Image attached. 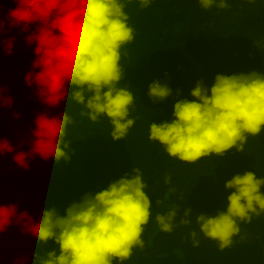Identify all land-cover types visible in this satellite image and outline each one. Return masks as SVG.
<instances>
[{
    "label": "clouds",
    "instance_id": "9594fccd",
    "mask_svg": "<svg viewBox=\"0 0 264 264\" xmlns=\"http://www.w3.org/2000/svg\"><path fill=\"white\" fill-rule=\"evenodd\" d=\"M11 2L16 6L5 8L0 0V40L8 37L14 42L15 36L9 33L12 28H19L25 33V43L35 45L25 83L30 88L35 86L38 100L48 108H56L68 99V105L80 106L79 115L90 124L106 118L113 141L126 139L140 119L132 115L136 112L137 97L131 84H122L128 46L136 39V29L126 9L136 5L138 11H144L155 0ZM195 2L204 11H223L234 0ZM244 2L251 4L257 0ZM253 43L264 50V41ZM169 80L165 72L163 80L153 79L148 84L146 93L152 104L173 99L171 116L148 126V141L158 144L169 159L195 164L211 156L222 158L232 149L244 153L249 137H258L264 131V72L217 73L210 85L201 77L188 97L182 88L173 89ZM34 124L28 152H17L0 133V155L15 153L13 162L18 169L25 170L30 167V157L45 161L53 158L57 163L61 159L67 161L65 138L69 126L74 125L69 107L59 116L37 113ZM163 182L172 184L171 172L164 174ZM148 187L143 171L133 166L101 190L87 192L78 202L70 203L65 215L55 208H46L36 222L27 212L19 213L29 217L26 227L38 243L47 245L51 240L58 246L47 253V258L40 257L39 264H124L136 251L150 247L153 236L170 235L178 228L189 229L184 240L192 247H199L203 236L223 252L246 239L242 224L264 215V176L257 177L252 170L237 172L224 182L228 190L226 206L214 215L196 214V228H191V207H185L177 219L179 205H165L169 195L176 192L175 186L167 189L163 199L156 200L157 206L165 210L156 212L153 220L152 201L145 191ZM17 213V205L0 203V233L11 225ZM150 223L154 224L152 235L145 240ZM174 251L183 258L181 249Z\"/></svg>",
    "mask_w": 264,
    "mask_h": 264
},
{
    "label": "trees",
    "instance_id": "16d2710c",
    "mask_svg": "<svg viewBox=\"0 0 264 264\" xmlns=\"http://www.w3.org/2000/svg\"><path fill=\"white\" fill-rule=\"evenodd\" d=\"M3 2L5 8L16 6L11 0ZM137 7L129 5L126 9L136 39L128 46L122 84H131L137 97L132 115L140 119L126 139L119 141L109 136L111 128L106 118L90 124L79 115L80 106L68 105V99L56 108L42 104L35 95V86L30 88L25 83L35 45L25 43V33L19 28L9 33L15 36L14 42L8 37L0 40V133L15 150L29 151L37 113L59 116L69 107L74 115V125L69 126L65 138L67 161L30 157V167L25 170L13 162L15 153L0 155V203L15 204L18 212L0 233V264H39L40 257L47 258V253L58 247L51 240L47 245L38 243L26 227L29 217L19 213L27 212L36 222L46 208L65 215L70 203L78 202L87 192L101 190L133 166L143 171L149 186L145 191L152 201L153 220L156 212L165 210L157 206L156 200L163 199L167 189L175 186L176 192L164 203L179 205L177 219L185 207H191V228L197 227L196 214L214 215L226 206L228 190L224 182L233 174L252 170L257 177L264 176V131L258 137H249L244 153L232 149L222 158L211 156L195 164L169 159L158 144L148 141V126L171 116L173 99L152 104L146 95L148 84L153 79L163 80L165 72L170 86L182 88L185 97L201 77L210 85L217 73L264 72V50L253 43L264 41V0L251 4L234 0L223 11H204L195 0H155L144 11ZM166 172L172 173L171 185L163 182ZM153 227L150 223L146 228L145 240L152 235ZM241 230L247 233L246 239L223 252L203 236L200 246L192 247L184 240L188 228H178L170 235L158 233L150 247L136 251L124 264H264V215L242 224ZM175 249L183 251L182 259Z\"/></svg>",
    "mask_w": 264,
    "mask_h": 264
}]
</instances>
